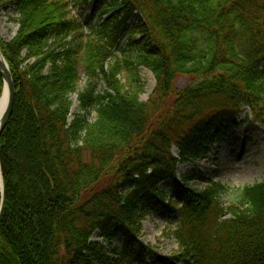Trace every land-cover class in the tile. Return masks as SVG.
<instances>
[{
  "label": "trees",
  "instance_id": "16d2710c",
  "mask_svg": "<svg viewBox=\"0 0 264 264\" xmlns=\"http://www.w3.org/2000/svg\"><path fill=\"white\" fill-rule=\"evenodd\" d=\"M76 1L0 0L19 25L0 42L16 89L0 136V264H264V181L228 206L213 178L182 205L164 187L250 121L245 109L264 123V0H81L105 5L91 33ZM126 37L139 49L121 58ZM141 68L157 81L147 102ZM158 211L179 215L175 255L141 241Z\"/></svg>",
  "mask_w": 264,
  "mask_h": 264
},
{
  "label": "rangeland",
  "instance_id": "374dc122",
  "mask_svg": "<svg viewBox=\"0 0 264 264\" xmlns=\"http://www.w3.org/2000/svg\"><path fill=\"white\" fill-rule=\"evenodd\" d=\"M104 6L94 7L90 3L84 4L79 0L71 3L72 16L84 26L86 33H91V30L86 28L87 26L97 27L107 18L101 16ZM16 18L17 14L14 11H0V42H10L16 36L19 30L18 24L13 21ZM131 28L132 24L129 30ZM92 37H96V34L93 33ZM139 40L140 37L135 39L137 42ZM119 44L115 51L116 56L122 58L137 55L139 48L130 42V38L122 39ZM80 73L82 82L79 92L87 84V76L82 68ZM140 74L145 84V94L141 97V101L147 102L157 86V81L155 76L144 68L140 69ZM190 82L189 78L181 77L176 81V88L183 90ZM72 100L73 113H76L79 110L78 95L72 96ZM247 114L250 121L228 135L224 142L216 144L207 159L178 166V186L171 187L170 183L164 185L166 189H171L170 196L175 197L182 205L187 189L202 190L206 188L209 179L213 178L228 189L223 199L226 206L236 205L240 201V191L243 188L252 187L264 181V123L257 122L249 109L244 110L241 118ZM95 116L96 114L93 113L94 118ZM173 152L177 155L176 150ZM178 222L179 215L171 216L164 211L153 213L142 223L141 241L162 255L177 254L180 251V243L174 232L177 230ZM115 246L122 248L123 241L117 239ZM133 252H135L133 249L127 250V253Z\"/></svg>",
  "mask_w": 264,
  "mask_h": 264
},
{
  "label": "water",
  "instance_id": "95a60500",
  "mask_svg": "<svg viewBox=\"0 0 264 264\" xmlns=\"http://www.w3.org/2000/svg\"><path fill=\"white\" fill-rule=\"evenodd\" d=\"M0 73L2 75L4 82V90L2 97L0 98V104L5 102L3 107V113L0 116V136H1L2 132L6 128L7 124L9 123L12 117L14 105H15V98H16V89L14 85V80L11 71L9 69V66L5 58L3 57L1 50H0ZM0 172L2 177L1 165H0ZM2 183H3V177H2ZM3 188H4V183H3ZM2 203H3V194L1 193L0 214L2 211Z\"/></svg>",
  "mask_w": 264,
  "mask_h": 264
},
{
  "label": "bare ground",
  "instance_id": "6f19581e",
  "mask_svg": "<svg viewBox=\"0 0 264 264\" xmlns=\"http://www.w3.org/2000/svg\"><path fill=\"white\" fill-rule=\"evenodd\" d=\"M4 57V56H3ZM8 64V63H7ZM82 82V81H81ZM81 84V83H80ZM80 84H79V86H80ZM76 95H78V94H76ZM4 104H5V102H3V103H1L0 104V116H1V114L3 113V107H4ZM1 193L3 194V198H4V188H3V183H2V177H1V172H0V195H1Z\"/></svg>",
  "mask_w": 264,
  "mask_h": 264
}]
</instances>
